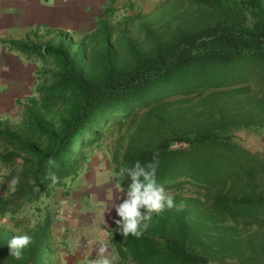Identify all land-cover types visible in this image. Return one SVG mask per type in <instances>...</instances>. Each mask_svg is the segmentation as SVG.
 I'll return each mask as SVG.
<instances>
[{
  "label": "trees",
  "instance_id": "1",
  "mask_svg": "<svg viewBox=\"0 0 264 264\" xmlns=\"http://www.w3.org/2000/svg\"><path fill=\"white\" fill-rule=\"evenodd\" d=\"M185 1L206 21L143 23L135 39L122 23L112 25L116 0H106L104 17L88 33L48 28L45 34L55 35L46 45L9 42L44 61L46 79L36 88L40 98L23 106L24 132L0 129V140L13 147L0 162L21 160L11 170V193L0 195V220L51 198L86 169V150L101 145L104 130L124 129L129 140L115 172L156 157L159 183L203 189L211 205L205 211L200 199L174 195L175 206L151 213L141 237L114 232L116 264H264V155L236 136L264 129V0ZM54 225L50 209L33 230L0 222V264H53ZM241 225L258 233L238 239ZM25 232L32 243L16 260L7 243Z\"/></svg>",
  "mask_w": 264,
  "mask_h": 264
},
{
  "label": "rangeland",
  "instance_id": "2",
  "mask_svg": "<svg viewBox=\"0 0 264 264\" xmlns=\"http://www.w3.org/2000/svg\"><path fill=\"white\" fill-rule=\"evenodd\" d=\"M63 2L62 4L58 5H64V7L67 6V8L75 9L74 4H78L79 10H88L90 14H86V16L94 17L97 11H100L99 7L103 4L104 0H77L78 3H76V0H50L51 4H54V6H57L55 2ZM185 1V0H184ZM183 0H116V4L114 7H116V13L112 16L111 23L113 26L119 27L121 23L123 24L122 28H127L129 30V34H131L135 39H141L142 34L140 30V26L143 23L152 24L154 27L159 28L162 24L165 23L167 20H173V24H176L180 21L184 22H190L191 25H199L206 19L201 16V13L198 11L197 8L192 7L188 2H184ZM56 18V17H55ZM132 18V20H130ZM133 18L135 19L133 22ZM191 18V19H190ZM59 24H61L60 20H57ZM74 20H68V23L73 22ZM93 22L91 25L94 26L96 20L94 18L91 19ZM67 26V22L65 24ZM51 26L57 30V25ZM79 35H81L80 28H78ZM55 32V33H56ZM55 34L47 35L43 32L38 34L37 36L32 34L31 37H27V41H30L34 44L38 45H46L49 43V40L53 38ZM78 39L79 37H75ZM9 44V43H8ZM30 56V55H29ZM32 60L34 61V64L36 68L38 69V77H37V84L38 85L46 79L45 75V69H46V63L44 61H41L39 58L35 56H30ZM2 90L4 87L1 88ZM35 90V88H34ZM38 97L40 98V94L35 91L31 97ZM30 98V97H29ZM29 98L21 101L19 104L21 106L22 103V109L17 111V113H14L11 115L10 118L4 119L0 117V129L8 126L15 132L23 133V106L28 103ZM144 111V110H143ZM143 111L139 112V115L142 114ZM56 115H58V108L54 111L53 115L50 116L48 119L51 122L56 121ZM111 129V128H110ZM110 129L104 130L102 133V137L98 143H101L100 146L98 144H93L92 146H88L86 150V162L85 166L86 169L82 171V173L78 177H86L87 174L91 175L92 170L97 175L107 173L111 176L112 179H115L116 177L113 176V173L116 170L117 164L115 163L114 159L118 155L120 157L119 160L122 159V154L125 150V145L127 144L129 138L128 134L124 132V129L122 131L115 130L114 133H111ZM164 132L161 134L163 135ZM167 135V132L165 133ZM236 136L238 140L247 148L250 150L258 151L259 153L264 155V129H258L252 127L249 131H236ZM0 154H5L10 150H13V147L8 144L5 140H0ZM21 163V160L18 159L14 165ZM13 165V166H14ZM3 169L0 170V195L3 197H6L8 194H10L12 190L13 181L11 179V170L12 167H9L10 165L3 163ZM19 167V166H17ZM2 173V174H1ZM112 174V175H111ZM72 180L70 178L66 179L64 181L63 186L57 188L53 191L51 198L42 197L38 203H26L23 205L22 209L16 214L15 218L11 214L4 217L0 222L4 225H6L9 229L20 232L23 231L24 228H29L30 230H33L40 221L44 219L45 210L50 209L53 212L54 218H55V230H53L52 233V242H53V249L54 254L52 257L53 264H69L67 260H65L63 257L64 252L66 249L65 247L69 246L72 248L75 247V239L73 238L70 240L69 236L71 232L75 231L74 225H76L78 222L81 223L82 229H87L91 231H96V227H92L90 223L91 221H88V219H83V216L77 217L76 212H69V205L73 201L79 200V195L76 197V184L77 179ZM119 179V178H117ZM171 195H183L184 197H195L200 199L204 205L202 206V210L204 209L206 211V208H209L211 205V202L208 200L209 196L203 189H199L197 187H193L191 185H184L182 188L178 190H169ZM81 196V195H80ZM82 197V196H81ZM76 199V200H75ZM82 200V199H81ZM37 207H41L43 211L37 212ZM57 210V212H55ZM73 214V215H72ZM62 216V218H61ZM60 219V220H59ZM63 222H62V221ZM19 222L21 225H17L16 223ZM60 222V223H59ZM62 223V224H61ZM90 224V225H89ZM86 225L85 227H83ZM96 225V223H95ZM108 225L111 227V222H108ZM225 226H232V223H225ZM115 227V225H114ZM113 227V229H114ZM73 230V231H72ZM111 230V229H110ZM256 229H253L251 231L245 230L242 225L239 227V229L236 231V238L238 239H245L248 237L251 233H258V231H255ZM63 232L65 235V241L64 239H58V233ZM213 236L212 234H210ZM259 236L264 237V230L259 231ZM91 236L85 235L83 238H80V245L82 249L85 248L86 255L89 253V258L91 257L94 259V255H96V249L100 245H104L107 247V258L109 260V264H116L119 261V256L116 253V251L111 252L112 243L110 241L109 236H102L97 241H100L98 245L93 246V240L90 238ZM216 237V236H215ZM86 238V239H85ZM112 238H113V232H112ZM83 239V240H82ZM89 240L90 242L86 241ZM73 241V242H72ZM68 244V245H64ZM74 243V245H73ZM63 248V250H61ZM61 250V253L59 251ZM80 249V248H78ZM92 251V252H91ZM78 255V253L76 254ZM88 258V259H89ZM74 264V262L72 263ZM77 264H88V261L86 262H79ZM133 264V263H128ZM224 264H228L225 263ZM229 264H236L234 262H230Z\"/></svg>",
  "mask_w": 264,
  "mask_h": 264
},
{
  "label": "crops",
  "instance_id": "3",
  "mask_svg": "<svg viewBox=\"0 0 264 264\" xmlns=\"http://www.w3.org/2000/svg\"><path fill=\"white\" fill-rule=\"evenodd\" d=\"M62 3V1L55 2L57 6H54V4L50 3V0H0V117L3 120L10 118L12 114L22 109V104L24 103L21 106L19 104L35 93L38 77V69L32 58L29 55L12 49V45L8 43L12 40L27 39L28 36L31 37L37 31L40 34L43 30L45 33L48 28L54 29L51 24L53 26L57 25L58 29L64 31L79 33L78 28H80L81 34L88 33L96 27L98 18L104 17L103 9L106 0L99 7L100 11H97V15L94 14V17L86 16V14H90L88 10L78 11L76 9L78 8V4H74L75 9L69 10L67 6L58 5ZM76 3H78L77 0ZM92 18L96 20L94 26L91 25L93 23L91 21ZM57 20H60L61 24ZM68 20L74 21L68 23ZM66 22L67 26L65 25ZM2 87H4L3 90L1 89ZM3 167V163L0 162V170ZM117 178L112 179L107 173L97 175L92 170L91 175L87 174L86 177H78L76 180L75 192L77 194L76 197L79 195V200L73 201L68 206L69 212H76L77 217L83 216L81 220H92L90 224H92V227H96V231L88 230V228L82 229L80 222L74 225L75 231L70 233L69 238L70 240L75 239L76 248L65 247L66 249H64L65 252L62 257L69 264L73 262L74 264L86 262L89 260V254H92L86 255L85 248H81L83 245H80L81 241L78 240L79 237L83 238L89 234L93 240V246L100 243L97 240L102 236H109L110 241L113 240L112 229L115 225L114 221L118 217L115 210L110 207V193L108 189L113 188L114 198L116 196H123V193L117 192L114 189V183ZM115 202L120 203L119 200H115ZM108 222H111V227L108 225ZM63 234V232L59 231L57 236L58 239L63 238V241H65V235ZM86 241L90 242L89 240ZM64 245L68 244L64 243ZM61 250L59 253H61ZM114 251L115 249L112 248L111 252ZM77 253L78 255H76Z\"/></svg>",
  "mask_w": 264,
  "mask_h": 264
},
{
  "label": "clouds",
  "instance_id": "4",
  "mask_svg": "<svg viewBox=\"0 0 264 264\" xmlns=\"http://www.w3.org/2000/svg\"><path fill=\"white\" fill-rule=\"evenodd\" d=\"M49 165L54 166L55 161L49 160ZM157 161L153 157V162L142 164L136 161L131 167H120L113 175L118 177L114 183V189L123 193V196H113V188H109L110 207L115 210L116 216L114 223L116 227L112 232L119 233L123 237L132 235L141 237L148 228V221L151 220V213H159L165 207L175 206L174 196L166 187L156 179ZM48 175L52 184L58 182V177L49 169ZM130 183L124 186V181ZM15 183V181H13ZM119 200L120 203H116ZM141 209L146 210V214H141ZM53 233V232H52ZM32 243V237L26 232L21 235H14L7 243L10 256L16 260L23 258L24 250ZM107 247L100 245L96 249L94 259L89 258L88 264H109L107 258Z\"/></svg>",
  "mask_w": 264,
  "mask_h": 264
},
{
  "label": "bare ground",
  "instance_id": "5",
  "mask_svg": "<svg viewBox=\"0 0 264 264\" xmlns=\"http://www.w3.org/2000/svg\"><path fill=\"white\" fill-rule=\"evenodd\" d=\"M60 220V219H59ZM62 221V220H61ZM60 223V222H59ZM62 224V223H61Z\"/></svg>",
  "mask_w": 264,
  "mask_h": 264
}]
</instances>
